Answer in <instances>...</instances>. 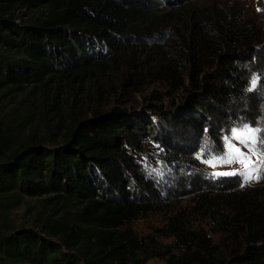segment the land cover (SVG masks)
Here are the masks:
<instances>
[{"label": "rangeland", "instance_id": "rangeland-1", "mask_svg": "<svg viewBox=\"0 0 264 264\" xmlns=\"http://www.w3.org/2000/svg\"><path fill=\"white\" fill-rule=\"evenodd\" d=\"M190 5L202 19L200 63L210 80L226 71L220 65L223 45H214L223 31L229 27L245 33L252 30L248 39L242 38L237 52L239 64L250 71L252 90L243 100L217 105L224 123L214 113L200 112L198 117L206 120L203 132L183 129L174 121L175 115L190 107L197 87L203 84L192 83L195 66L188 53L184 58L177 55L190 49L187 41L194 39L195 24L192 20L161 19L159 16L169 10L164 5L151 23L121 37V49L95 71L68 78L56 76L22 88L0 85V118L13 131L11 151L21 145H61L77 122L97 115L117 111L134 118L141 142L140 147H127V157L135 167L134 172H128L131 191L152 205L124 229L132 228L140 237L156 240L164 255L151 258L147 264H171L183 256L189 245L178 242L175 227L190 230L192 236L203 232L211 239V252L221 256L240 246L248 232L233 233L239 230V199L231 195L229 184L247 194L245 205L264 214V158L260 156L264 144L257 139L264 137V0H195ZM36 13L15 11L21 24L33 21ZM253 78H258L255 87ZM198 93L203 96L204 89ZM244 124L262 131L225 141L226 136L231 137L232 128ZM241 137L248 141L247 147L239 142ZM237 149L247 152L250 159ZM236 170V175L223 174ZM142 179L151 184L158 197L144 189ZM81 208L79 204L50 202L48 195L22 197L11 207H4L5 219L0 223L38 229L50 218L77 223ZM193 247L199 249L197 240Z\"/></svg>", "mask_w": 264, "mask_h": 264}, {"label": "trees", "instance_id": "trees-1", "mask_svg": "<svg viewBox=\"0 0 264 264\" xmlns=\"http://www.w3.org/2000/svg\"><path fill=\"white\" fill-rule=\"evenodd\" d=\"M193 1L0 0V85L22 88L56 76L95 71L121 49V37L151 23L164 5L169 10L161 19L195 24L197 38L193 35L187 41L190 49L177 55L184 58L188 53L195 66L192 83L203 84L197 87L190 107L174 116L176 125L203 132L206 120L198 117L203 111L218 115L224 123L217 105L248 97L250 71L239 64L237 52L242 38L248 39L252 30L245 33L229 27L223 31L214 45H223L220 65L226 71L210 80L200 63L203 27L200 13L190 7ZM23 9L37 12L33 21L17 22L15 11ZM200 88L206 99L198 93ZM133 120L117 111L97 115L77 122L61 145H21L11 151L13 131L0 118V221L5 219L4 207L22 197L48 195L50 202L82 206L77 223L50 218L40 229L0 223V264H147L164 255L154 238L124 229L152 205L131 191L128 172L135 167L127 157V147H140L141 142ZM141 182L158 197L148 181ZM228 188L239 199V230L233 233L248 232L246 240L221 256L211 252V239L203 232L192 236L190 230L175 227L178 242L189 246L171 264H264V214L245 205L246 193L230 184ZM196 240L200 247L193 250Z\"/></svg>", "mask_w": 264, "mask_h": 264}, {"label": "snow or ice", "instance_id": "snow-or-ice-1", "mask_svg": "<svg viewBox=\"0 0 264 264\" xmlns=\"http://www.w3.org/2000/svg\"><path fill=\"white\" fill-rule=\"evenodd\" d=\"M257 79L258 78H253V81H252V85H253V87H255L256 86V82H257ZM249 90H252L251 88L249 89ZM262 130L261 129H259V128H252V127H250L248 124H244L242 127H240V128H236V127H234V128H232L231 129V137H225L224 139H225V141H230V139H234V138H236L239 134H242V133H246V132H255V133H259V132H261ZM258 139V142L260 143V144H264V137H259V138H257ZM240 143H243V144H245V146L247 147V143H248V141L246 140V139H244L243 137H241V139H240V141H239ZM252 142H257V140H253ZM237 151L242 155V156H244L246 159H250V157H248V154H247V152H244L242 149H237ZM248 151H253L252 149H248ZM225 155H227V152H225L224 153ZM260 156L262 157V158H264V151H262V152H260ZM199 158V157H198ZM212 159H222V157H212ZM241 163H243V165H244V167L245 168H248L249 167V164L248 163H246L244 160H242V161H240ZM262 162H264V159H262ZM238 172H239V170H236V171H234V172H232V173H223L224 175H227V174H231V175H236V174H238ZM249 177H248V175H245V179L247 180Z\"/></svg>", "mask_w": 264, "mask_h": 264}]
</instances>
